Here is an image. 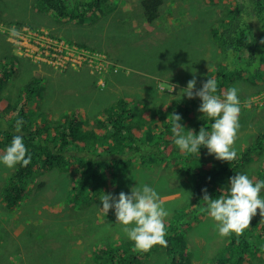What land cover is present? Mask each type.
Here are the masks:
<instances>
[{"label": "rangeland", "instance_id": "obj_1", "mask_svg": "<svg viewBox=\"0 0 264 264\" xmlns=\"http://www.w3.org/2000/svg\"><path fill=\"white\" fill-rule=\"evenodd\" d=\"M111 2H114L111 11L106 10L108 7L105 10L100 7V10L93 11L94 15L88 20L75 23L58 18L53 12L47 13L39 9L37 0H0V18L5 19L0 21V65L4 67L2 64L8 62L15 70L7 85L0 91L1 97L6 101L5 97L13 96L20 85H25L30 79L32 82L36 79L39 90L32 98L31 113L41 109L44 114H48L45 123L48 120L51 122L61 119L65 113L76 112L82 115V118H87L92 126L96 124L97 116L107 107L116 104L118 98L125 97L130 100L129 107L136 111L149 106H160L166 111L175 108L189 109L192 111L190 120L186 119L185 125L181 124L186 131H195L196 120H201L204 116L198 110L202 101L197 97L189 99L188 104L181 103L187 98L183 89L194 74L197 80L196 89H200L203 82H206L207 75L217 72V68L213 66H216L218 61L223 67L222 71L226 70L224 64L228 59L219 50L218 42L212 30L207 27L206 21L209 19L212 23L223 15L227 8L235 6L237 0H165L161 15L152 25L147 23L142 9H137L140 0ZM11 29H15L19 35L13 36L9 31ZM69 42L83 43L94 50L73 46ZM237 65L235 62L232 67ZM262 66L261 68H264V64ZM238 77L231 78L227 87H236L239 90L240 128L234 148L239 158L244 149L252 147L254 163L250 162L252 167L246 164L237 170L231 169L225 177L231 178L237 173L246 174L255 183L264 180V144L258 146L254 138L257 131L264 130V76L255 87L248 85L244 80L236 82ZM257 89L262 92L253 94ZM10 101L14 104L13 99ZM0 104L4 106L5 103L0 101ZM28 108L30 109V104ZM151 112L154 113V109H151ZM7 114L9 118L10 115H15L14 112ZM41 118L36 120L42 121ZM10 122L12 123V120ZM5 123L7 124H1L4 129L9 127V123ZM26 123L31 122L28 120ZM167 123L170 125L169 119L166 123L159 120L151 123L144 139L152 140L155 133ZM90 124L85 125V129L89 128ZM174 139L171 133L164 136V140H173V146ZM107 146H103L101 142L97 145L100 151ZM166 146L162 145V148ZM202 147L200 154H193L190 160L186 156L182 158L184 163L188 165L190 162L192 167H198L202 162L217 160L214 155L208 154L207 148ZM4 152L5 148L1 149L0 156ZM179 154L184 155L180 150ZM181 155L167 162L166 158L164 162L155 158L140 162L142 156L137 154L134 169L119 178L118 184L124 187H112L107 193L118 196L123 191L131 194L133 187L145 184L155 189L163 207L170 213L165 223L172 222L176 217L181 219V223H169L166 231H177L182 229L181 224H184L183 233L190 249L188 252L191 264H264V246L258 247L242 263L238 262V251L234 249L237 247L240 251L241 247L233 239L220 236L216 222L204 210L205 205L200 206L193 196L195 175L179 173L183 161L179 165L176 163L181 160ZM208 162L204 164L207 166ZM172 165H175L176 169L171 170ZM11 169L14 170L15 167L8 168L0 162V188L4 186V177L10 174ZM34 179L35 181L32 180L28 185L31 195L20 204L18 211L6 209L0 200V249L11 259L10 264H48V242L39 250L34 248L30 241L43 244L48 240L46 227L41 224L47 226L48 223H53L57 218L54 214L58 213V216L62 217L59 222L66 224V231L61 233L58 241H55L56 237L49 240L48 253L54 256L59 252L62 255L58 256L59 258H64L67 264H73L77 261L70 258L76 259L77 249H84L90 236L85 240L79 237L73 242L67 231L69 228L78 230L86 227V219L91 217V207L98 219L96 223H103L106 214L100 210L102 203L100 201L96 205L88 206L83 202L79 209L72 206L70 198L74 192V183L71 181L70 185L64 184L67 178H64L61 170L43 173L40 170ZM41 179L47 181L44 190L38 187ZM52 184L59 186L52 188ZM261 196L264 197V189ZM53 197L62 198L61 207L51 210L49 203ZM109 211L106 215L109 218L102 229H110L109 238L120 239L122 236L128 239L122 231L123 226L116 223L114 209ZM256 220L264 222L259 210ZM30 225L37 228L32 234L28 232ZM249 228L254 230L259 240L264 238L263 231H259L252 221ZM37 232L40 234L36 235ZM240 241L244 242L245 239L241 238ZM107 242V239H103L98 243ZM63 244L67 246L63 247ZM154 247L145 264H167L170 261L167 251L157 245ZM16 257H19V260ZM217 261L219 263H216Z\"/></svg>", "mask_w": 264, "mask_h": 264}, {"label": "trees", "instance_id": "obj_2", "mask_svg": "<svg viewBox=\"0 0 264 264\" xmlns=\"http://www.w3.org/2000/svg\"><path fill=\"white\" fill-rule=\"evenodd\" d=\"M111 1L38 0L37 6L39 9H43L44 12L55 13L58 18L60 17L63 20L81 23L83 20H88L93 16L95 13L93 11L100 10V7L104 10L108 7L106 10L111 11L114 3ZM163 2L164 0H140L137 9H142L143 16L148 21L147 23L152 25L161 15L160 11ZM4 20L0 18V21ZM93 21L94 19H92ZM16 23L23 24V22ZM206 24L216 38L219 50L228 59L224 64L225 71H222L223 67L218 61L215 63L216 66H213V68H217V72L214 75H207V79L215 78L217 80L218 91L216 94H221V99H223L231 78H234V76H239L236 82H243L244 80L248 82V85L258 86L259 81L264 76V68H261L264 64V44L261 43V40L264 39V0H237L235 6L232 5L227 8L224 14L216 20L214 19L212 23L208 19ZM69 43L73 46L94 50L83 43ZM235 62L238 65L232 67ZM2 65L4 67L0 65V91L7 85V82L13 76L12 74L15 73L14 68L8 62ZM252 65H255L254 69ZM202 76L199 75V77ZM38 90L39 86H37L36 79L34 82L30 79L25 85H20L13 93V96L5 97L6 101L0 95V101L5 103L4 106L0 104V147H4L6 150L10 146L9 144H11L13 137L20 135L23 137L28 153L31 155V162L27 166L17 164V168L9 176L4 177L5 184L0 188V200L5 204L6 209H16L18 211L20 204L31 195V188L28 185H30L32 180L35 181L33 176H35L34 173L37 168L41 172H43L42 169L50 172L54 170L64 171L67 177L64 184L70 185L71 181L74 183L73 189L75 191L71 200L79 202L81 197H83L84 202L88 206H92L100 203L99 197L103 193H107L111 186H116V189L124 187V185L118 184L119 178L126 175L129 170L134 169L137 154H140L143 159L155 158L162 162H164L165 158L167 162L171 158L181 155L178 147L173 146V140H164L165 135L170 133L174 135L171 131V123L170 125L168 123L164 125L150 141L144 139V136L151 123L154 124L159 119L163 123H166L168 119L171 122V114L173 113L179 114L182 117L181 123L184 124L186 119L190 120L189 115L192 111L189 109L175 108L166 111L160 106H149L144 107L146 109L143 108L140 111H136L129 107V104H131L129 99L121 97L117 99L116 104L107 107L101 115L97 116L96 124L92 126L87 118H82L83 116L76 112L65 113L61 119H55L51 122L48 120L45 123L44 121L48 119V114H44L41 109L38 112L31 113V103H33L31 101ZM220 91H223L224 94ZM257 92L261 93L262 91L257 89L253 94ZM154 95L156 96L155 93ZM10 98L14 100V104L10 103ZM189 102L188 98H184L181 103L188 104ZM28 104H30V109ZM151 109H154V113H150ZM8 112H14L15 115L13 116L12 114L9 118ZM39 117H43L41 118L42 121L36 120ZM18 119H23L25 122L20 132L16 131V121ZM10 120H12V123ZM28 120L31 122L30 124L26 123ZM5 122L9 123V127L6 130L1 126V124H7ZM195 123L194 132L198 133L201 127L211 131L213 121L203 116L201 120H196ZM89 124V128L85 129V125ZM254 138L258 146L264 144V130L257 131ZM100 142L103 146L108 145L103 147L101 151L99 150L100 147H97ZM162 145L167 146L163 149ZM78 149L80 151H77ZM67 153H70V155ZM192 155L184 153V155L180 156L181 160L179 159L178 162L183 161V164L179 167V173L195 175L196 181L193 183V196L196 197L200 206L204 205L202 189L206 188L212 198L228 195L230 178L225 177V175L231 169L237 170L246 164L250 166V162H253L252 147L244 149L240 157L230 163L220 160L214 162L205 161V164L208 162L207 166L202 162L198 167H192L190 162L186 165V162L184 163V160H182L185 156L190 160ZM75 159L76 161H74ZM172 166H170L171 170L173 168L176 169L175 165ZM38 184V187L42 190L47 187V181L44 179H41ZM104 184L106 185L104 186ZM95 195L98 198H94ZM91 214L96 220L95 212L92 211ZM105 217L106 219L109 218V216L104 215ZM12 218H14V215ZM106 219L103 223H98L100 224L99 226L93 220V222H87L88 225L83 229H68L67 235L73 242H76L79 237H83L85 240L90 236L87 246L84 249H77L76 259L74 257L70 258L78 262H73V264H145L155 247L153 246L148 252L136 251L134 250V243L129 239H124L122 236L120 239L109 238L110 229L107 231L102 229ZM180 220L176 217L169 223H181ZM253 222L259 223L257 226H263L262 231L264 233V222L256 219ZM169 223H165L166 230L169 228ZM181 225L182 229L166 231L167 247L157 245V247L164 248L169 254L170 261L167 264H191L190 253L188 252L190 249L185 242V234L183 233L184 224ZM41 226L46 227L47 232L45 234L48 240L46 239L43 244L37 241H30V244L40 250L48 242V264H67L63 260L64 258L58 257L62 256L59 252L54 254V256L48 253L50 248L49 240L56 237L55 241H58L61 233L65 230V226L61 223H48L47 226L41 224ZM259 228L258 230L260 231ZM28 229V232L32 234L37 228L30 225ZM118 231L120 232V229ZM246 231L239 237L234 233L232 234L233 241L241 247L236 258L239 263H242L241 261L249 257L258 247L264 246V238L259 240V236L252 228H248ZM39 234V232L36 233V235ZM260 236H262L261 233ZM241 238L245 239V241L241 242ZM103 239H107L108 242L99 244L98 242ZM65 246L67 245L63 244V247ZM83 254L85 255L83 256ZM244 255L246 256L244 257ZM78 257L79 259H77ZM16 259L19 260V257H16ZM10 262L11 259L0 249V264H10ZM216 263L219 262L217 261Z\"/></svg>", "mask_w": 264, "mask_h": 264}, {"label": "clouds", "instance_id": "obj_3", "mask_svg": "<svg viewBox=\"0 0 264 264\" xmlns=\"http://www.w3.org/2000/svg\"><path fill=\"white\" fill-rule=\"evenodd\" d=\"M9 31L13 36L19 35L15 29ZM261 43L264 44V39L261 40ZM252 67L254 69L255 65H252ZM196 84L197 80L194 74L183 92L188 99L198 97L202 101L198 110L204 114V117L206 116L213 121L211 131H208L205 127H201L198 133L193 130L186 131L181 124L182 117L173 113L171 114V131L175 137L174 143L185 154L199 155L200 148L203 146L207 148L209 155L215 156V159L230 163L237 158L234 144L240 128L239 90L232 87L227 90L224 98L221 99L216 94L218 84L215 78H208L206 82H203L200 89H196ZM24 123L23 119L16 121L17 132L21 131ZM9 145L4 154L0 156V162L6 167H15L16 169L17 164L27 166L31 162V155L28 153L22 136H14ZM3 148L0 147V153ZM14 170L11 169L10 174ZM38 172L37 168L34 174L36 175ZM63 175L64 178H67L64 171ZM229 184V194L220 195L217 198L210 197L206 188L202 189L204 210L216 222L215 226L220 236L228 237L234 233L239 237L250 227L253 217L257 215V210H259V215L264 217V197L261 196V190L264 189V180L254 183L246 174L237 173L230 178ZM55 186H59V184L51 185L52 188ZM94 198L98 197L95 196ZM61 199V197L57 199L53 197L49 203V209L61 207ZM99 200L102 203V209L100 210L106 215L109 210L114 209L116 223L123 226L122 231L134 243V250L148 252L155 245L168 246L165 239L167 234L165 219L170 213L163 207L155 189L146 184L137 185L131 189V194H126L123 191L118 196L112 193H103ZM83 202L84 199L81 197L79 202L71 200V205L79 209ZM92 211H94L93 207L89 210L91 217L86 219V222H93ZM59 213L62 215V211ZM54 215H57V218L53 223H60L62 217L60 218L58 213ZM94 221L96 222V220Z\"/></svg>", "mask_w": 264, "mask_h": 264}, {"label": "bare ground", "instance_id": "obj_4", "mask_svg": "<svg viewBox=\"0 0 264 264\" xmlns=\"http://www.w3.org/2000/svg\"><path fill=\"white\" fill-rule=\"evenodd\" d=\"M38 1V0H37ZM60 18V17H59ZM134 27V26H133ZM129 29V28H128ZM129 32V31H128ZM123 41V40H122ZM136 42L138 41V40H135ZM106 44V43H105ZM134 44H137V43H134ZM108 46V45H107ZM112 46V45H111ZM135 46V45H134ZM111 48V47H110ZM113 49V48H112ZM123 49V48H122ZM113 60V59H112ZM90 65V64H89ZM92 65V64H91ZM127 68H130V67H127ZM131 69V68H130ZM135 70V69H134ZM92 71V70H91ZM107 71V70H106ZM45 72V71H44ZM95 72V71H94ZM108 72V71H107ZM43 73V72H42ZM46 73V72H45ZM109 73V72H108ZM96 74V73H95ZM42 75H44V74H42ZM45 76V75H44ZM48 79V78H47ZM98 82V81H97ZM176 84V83H175ZM99 85V84H98ZM104 85V84H103ZM173 87V86H172ZM187 87V86H186ZM178 90V89H177ZM220 92H223V91H220ZM175 94V93H174ZM223 94H224V92H223ZM219 95V94H218ZM221 95V94H220ZM223 97H224V95H223ZM191 104V103H190ZM116 108V107H115ZM172 110V109H171ZM191 114V113H190ZM189 116H191V115H189ZM200 116H201V114H200ZM101 117V116H100ZM94 118V117H93ZM158 121V120H157ZM159 121H160V119H159ZM45 122V121H44ZM162 125V124H161ZM6 130V129H5ZM190 130V129H189ZM191 130H193V129H191ZM141 135V134H140ZM148 142V141H147ZM206 149V148H205ZM90 150V149H89ZM163 151V150H162ZM203 152H204V150H203ZM71 153V152H70ZM70 153L68 154V155H70ZM202 153V152H201ZM66 155V154H65ZM77 155V154H76ZM75 156V155H74ZM69 159V158H68ZM95 159V158H94ZM175 159V158H174ZM96 160V159H95ZM73 161V160H72ZM74 161H76V159L74 160ZM77 163V162H76ZM75 163V164H76ZM178 163H181V162H178ZM177 163V164H178ZM252 163H254V161L252 162ZM72 164V163H71ZM97 164V163H96ZM153 165V164H152ZM179 165V164H178ZM72 166V165H71ZM79 166V165H78ZM94 166H95V164H94ZM66 168V167H65ZM69 168V167H68ZM73 168V167H72ZM71 170V169H70ZM80 172V171H79ZM233 174V173H232ZM252 179V178H251ZM108 180V179H107ZM94 183V182H93ZM78 184V183H77ZM106 184H104V186H105ZM110 185V184H109ZM92 192V191H91ZM96 196V195H95ZM42 197V196H41ZM94 197V196H93ZM26 198V197H25ZM47 199V198H46ZM28 200V199H27ZM42 201V200H41ZM35 203V202H34ZM46 203V202H45ZM40 209V208H39ZM51 211V210H50ZM110 212V211H109ZM254 219H256V216L255 217H253ZM97 219V218H96ZM98 220V219H97ZM253 222V221H252ZM254 223V225L255 226H257L259 223H255V222H253ZM66 225V224H65ZM64 225V226H65ZM258 228H259V226H258ZM257 228V229H258ZM263 228V227H262ZM262 228L260 229V230H262ZM31 229V228H30ZM79 232V231H78ZM75 233V232H74ZM232 238H233V236H232V234L230 235V236H228V239H231L232 240ZM53 239V238H52ZM230 242V241H229ZM51 244H52V241H51ZM203 245V244H202ZM35 248V247H34ZM236 248V247H235ZM263 249V248H262ZM37 250V249H36ZM234 251H238L239 252V250L236 248V249H234ZM248 252V251H247ZM41 253V252H40ZM243 253V252H242ZM259 253V252H258ZM246 254V253H245ZM227 256V255H226ZM230 256V255H229ZM238 256V255H237ZM246 255H244V257H245ZM242 262V261H241Z\"/></svg>", "mask_w": 264, "mask_h": 264}, {"label": "crops", "instance_id": "obj_5", "mask_svg": "<svg viewBox=\"0 0 264 264\" xmlns=\"http://www.w3.org/2000/svg\"><path fill=\"white\" fill-rule=\"evenodd\" d=\"M139 160H140V162H142L143 160H146V159L140 158Z\"/></svg>", "mask_w": 264, "mask_h": 264}]
</instances>
